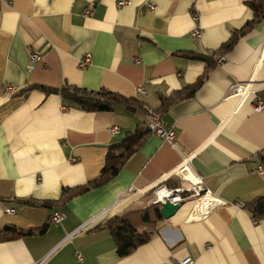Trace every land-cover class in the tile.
Returning <instances> with one entry per match:
<instances>
[{
  "label": "crops",
  "instance_id": "crops-1",
  "mask_svg": "<svg viewBox=\"0 0 264 264\" xmlns=\"http://www.w3.org/2000/svg\"><path fill=\"white\" fill-rule=\"evenodd\" d=\"M119 1L0 0V230L48 224L43 234L1 240L0 264H174L187 256L264 264V218L238 204L264 196V111L252 96H230L250 79L264 95V14L256 17L253 0ZM33 52L41 55L34 63ZM88 52L93 63L81 68ZM66 85L105 88L141 106L87 111L38 87ZM146 108L175 128V144L148 131L105 184L53 206L24 203L55 201L64 188L98 179L110 146L145 127ZM190 155L189 171L221 203L203 213L206 198L184 199L174 216L144 229L148 242L120 257L104 223L154 203L155 187L190 186L188 168H179ZM56 209L65 213L58 225L50 221Z\"/></svg>",
  "mask_w": 264,
  "mask_h": 264
},
{
  "label": "trees",
  "instance_id": "trees-1",
  "mask_svg": "<svg viewBox=\"0 0 264 264\" xmlns=\"http://www.w3.org/2000/svg\"><path fill=\"white\" fill-rule=\"evenodd\" d=\"M249 5L255 10L256 17L264 14V0H253L249 3ZM249 25H252V23H249L241 31L235 32L230 40L223 45L224 49H231L237 41L239 34L245 33ZM188 55L190 56V54ZM191 57L205 60L208 59L207 56L202 53L191 54ZM201 81H203L202 77L197 83L192 85L189 93L190 95L193 94ZM38 87L47 93H59L65 103L77 105L87 111L113 110L119 104H125L132 109L141 106L136 99L125 97L105 88H101L99 90H89L83 87H70L68 85L63 86L62 88L45 86ZM148 131L149 130L145 125L144 128H139L134 132L126 134L124 139L112 144L106 156L105 166L98 179L76 189L64 188L60 198L55 201L26 200L24 203L29 205H42L46 207L53 206L58 201H69L72 197L78 194H82L91 188L105 184L122 170L127 160L139 149V146ZM261 158L264 160V153L261 154ZM244 208L247 209L254 218H264V196L257 197L249 203H246ZM163 219L164 215L162 213V203H152L151 205L143 208L132 209L123 214L115 215L107 220L104 223V226L111 231L116 241L119 256L124 257L131 254L140 245L150 240L151 234L150 232L145 231V228L151 230L155 228L156 225ZM47 229L48 224L27 230L19 228L15 225H6L2 230H0V241L15 239L31 233L43 234Z\"/></svg>",
  "mask_w": 264,
  "mask_h": 264
},
{
  "label": "built area",
  "instance_id": "built-area-1",
  "mask_svg": "<svg viewBox=\"0 0 264 264\" xmlns=\"http://www.w3.org/2000/svg\"><path fill=\"white\" fill-rule=\"evenodd\" d=\"M129 3V0H120L119 4L123 5ZM151 9H154V5H150ZM86 13H89L87 11ZM201 34V29L196 28L194 30V35L195 36H200ZM31 62L34 63L38 60L41 59V55L37 52H33L30 55ZM221 58L220 60H222ZM93 63V55L92 53L88 52L86 53L83 57L79 59V66L81 68L87 67ZM254 79H250L247 82L244 83H234L231 88H230V96L234 95L237 96L240 101H244L248 97H253L254 102V110L259 112V111H264V95L261 96L259 93V89L254 88ZM7 90H14L12 86H8ZM146 127L148 130L159 137L163 138L164 140L175 144L176 141V130L173 126H167L166 123L164 122L161 114L152 109V108H146ZM111 132L113 134H118L120 133L119 127L114 125L111 128ZM191 160V155L187 156L185 160L182 162L180 165V171L183 173L187 168H188V176H186V179L189 180L190 186H174L170 187L168 185H162L161 187H155L154 193V203H163L164 201H172L174 203L181 202L184 199L188 197H193L195 198V201L201 199V198H206L208 201V205L206 208L203 210L204 212L209 211L213 206L220 204L221 200L216 199L212 197L211 193L206 190L203 186V180L201 177H198L196 175H193L189 171V162ZM182 167V168H181ZM179 170V169H178ZM258 171L263 172L264 171V164H260L258 166ZM178 172V171H177ZM190 175H193L194 178H192ZM128 197H121L117 203L112 207V209L117 208L120 204L124 203V200H126ZM240 206H244L243 203H238ZM109 209L104 210L102 215H106L109 213ZM8 212L14 213L16 212V209L10 208L8 209ZM65 218V213L59 209H56L52 212L50 221L51 223L58 225L62 223V221ZM80 230V229H79ZM195 261L191 256H187L183 259H180L176 261L174 264H194Z\"/></svg>",
  "mask_w": 264,
  "mask_h": 264
},
{
  "label": "water",
  "instance_id": "water-1",
  "mask_svg": "<svg viewBox=\"0 0 264 264\" xmlns=\"http://www.w3.org/2000/svg\"><path fill=\"white\" fill-rule=\"evenodd\" d=\"M184 201L174 203L172 201H164L162 203V213L165 218L169 219L176 214V212L180 209L181 205Z\"/></svg>",
  "mask_w": 264,
  "mask_h": 264
},
{
  "label": "rangeland",
  "instance_id": "rangeland-1",
  "mask_svg": "<svg viewBox=\"0 0 264 264\" xmlns=\"http://www.w3.org/2000/svg\"><path fill=\"white\" fill-rule=\"evenodd\" d=\"M187 180V179H186ZM185 181V180H184ZM187 181H189V180H187ZM153 193H154V191H153ZM154 197H155V193H154V196L153 197H151V198H153L154 199Z\"/></svg>",
  "mask_w": 264,
  "mask_h": 264
},
{
  "label": "bare ground",
  "instance_id": "bare-ground-1",
  "mask_svg": "<svg viewBox=\"0 0 264 264\" xmlns=\"http://www.w3.org/2000/svg\"><path fill=\"white\" fill-rule=\"evenodd\" d=\"M194 178V177H193ZM185 183V182H184ZM206 204H208V201H207V203Z\"/></svg>",
  "mask_w": 264,
  "mask_h": 264
}]
</instances>
